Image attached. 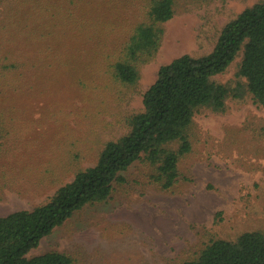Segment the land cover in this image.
Instances as JSON below:
<instances>
[{
  "label": "rangeland",
  "instance_id": "obj_1",
  "mask_svg": "<svg viewBox=\"0 0 264 264\" xmlns=\"http://www.w3.org/2000/svg\"><path fill=\"white\" fill-rule=\"evenodd\" d=\"M83 1L98 13H91L93 20L114 19L119 33L126 20L142 15L147 2ZM260 1L175 0L176 14L164 24L157 54L142 65L137 88L109 99L98 102L97 90L88 102L71 87L60 95L6 96L3 103L20 125L17 135L0 138V216L44 203L73 179V173L57 175L55 185H41L43 179L49 183L54 164L94 165L105 143L128 131L127 117L143 110V94L160 66L183 54L209 53L223 26ZM119 33L101 31L102 40L113 46ZM98 40L95 35L83 46L88 50ZM240 62L241 54L214 79L234 86ZM226 105L222 113L204 109L195 115L193 148L182 158L171 189L154 184L151 168L136 161L121 172L125 181L114 183L107 200L76 211L29 255L55 250L69 254L73 264H178L212 238L264 232V107L248 96L229 98Z\"/></svg>",
  "mask_w": 264,
  "mask_h": 264
},
{
  "label": "trees",
  "instance_id": "obj_2",
  "mask_svg": "<svg viewBox=\"0 0 264 264\" xmlns=\"http://www.w3.org/2000/svg\"><path fill=\"white\" fill-rule=\"evenodd\" d=\"M84 2L0 0V138L17 135L20 125L3 103L6 96L60 95L71 87L88 102L100 90L99 102L137 88L142 65L155 57L164 24L176 14L175 0H147L142 15L126 20L119 33L114 19L93 20L91 13H98ZM109 28L119 33L113 46L102 40L101 31ZM95 35L99 40L85 49ZM239 54L236 84L217 82L214 77ZM246 96L264 107V1L226 23L209 53L183 54L160 66L143 94V110L127 117L128 131L107 141L94 165L54 164L48 169L49 183L43 179L41 185H55L57 175L73 173V179L44 203L0 216V264H73L67 253H29L76 211L107 200L114 183L125 181L121 172L136 161L151 168L154 184L171 189L182 158L193 148L195 115L204 109L225 112L229 98ZM13 106L18 112L19 106ZM178 264H264V232H243L234 240L212 238Z\"/></svg>",
  "mask_w": 264,
  "mask_h": 264
}]
</instances>
